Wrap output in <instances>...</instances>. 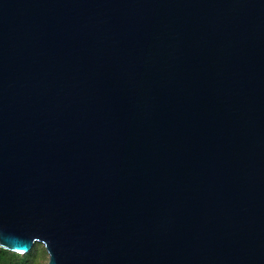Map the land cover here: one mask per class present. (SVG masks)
<instances>
[{
    "label": "water",
    "instance_id": "obj_1",
    "mask_svg": "<svg viewBox=\"0 0 264 264\" xmlns=\"http://www.w3.org/2000/svg\"><path fill=\"white\" fill-rule=\"evenodd\" d=\"M48 264H264V0H0V246Z\"/></svg>",
    "mask_w": 264,
    "mask_h": 264
},
{
    "label": "trees",
    "instance_id": "obj_2",
    "mask_svg": "<svg viewBox=\"0 0 264 264\" xmlns=\"http://www.w3.org/2000/svg\"><path fill=\"white\" fill-rule=\"evenodd\" d=\"M36 244H38V242L26 253H19L0 246V264H33L32 253Z\"/></svg>",
    "mask_w": 264,
    "mask_h": 264
},
{
    "label": "rangeland",
    "instance_id": "obj_3",
    "mask_svg": "<svg viewBox=\"0 0 264 264\" xmlns=\"http://www.w3.org/2000/svg\"><path fill=\"white\" fill-rule=\"evenodd\" d=\"M49 254L43 243L36 244L32 253L33 264H48Z\"/></svg>",
    "mask_w": 264,
    "mask_h": 264
}]
</instances>
